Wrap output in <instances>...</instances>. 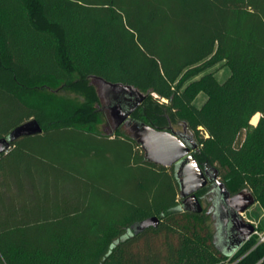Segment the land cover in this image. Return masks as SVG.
<instances>
[{"label": "trees", "instance_id": "trees-1", "mask_svg": "<svg viewBox=\"0 0 264 264\" xmlns=\"http://www.w3.org/2000/svg\"><path fill=\"white\" fill-rule=\"evenodd\" d=\"M221 63L229 78L205 76L195 107L185 84ZM95 77L148 94L134 119L186 125L200 166L264 204V0H0V139L43 128L0 156V264H191L200 238L222 260L264 264L254 236L221 253L213 215L180 209L174 169L120 127L100 131ZM151 217L157 228L133 231Z\"/></svg>", "mask_w": 264, "mask_h": 264}, {"label": "water", "instance_id": "water-1", "mask_svg": "<svg viewBox=\"0 0 264 264\" xmlns=\"http://www.w3.org/2000/svg\"><path fill=\"white\" fill-rule=\"evenodd\" d=\"M92 80L99 81L114 92L116 103L110 108L117 119L116 129L124 125L133 133L131 138L143 150L145 161L174 169L180 188L181 210L194 214L203 213L204 207L197 193L213 183L216 198L210 212H214L213 220L216 229L214 242L221 253L232 257L256 231L255 226L247 222L243 216L256 203L254 195L245 190L231 194L220 180L217 169L208 166L201 167L195 157L199 145L192 136L187 138L173 130H159L134 119L133 113L148 94L140 92L131 85L110 83L96 77ZM42 133L43 128L36 120L22 124L7 137L0 139V156L8 153L12 144L19 139ZM159 224L158 217H151L136 224L133 231L140 233L149 228H157Z\"/></svg>", "mask_w": 264, "mask_h": 264}, {"label": "rangeland", "instance_id": "rangeland-1", "mask_svg": "<svg viewBox=\"0 0 264 264\" xmlns=\"http://www.w3.org/2000/svg\"><path fill=\"white\" fill-rule=\"evenodd\" d=\"M213 76V78L218 83L225 82L230 76V70L225 65V63L218 64L207 71L201 73L200 75L195 76L191 80H189L184 88L191 87L196 93L195 97L193 98V105L197 108H202L208 100L207 94L203 91V87L201 82L204 80L205 76ZM93 84L95 85L96 89L99 92L100 100H101V109L105 114L106 122L100 125L99 129L103 132L104 135L112 136L115 133L117 119L113 115L112 107L116 103V97L114 92L109 88L103 86L99 81L92 80ZM257 120L255 121L254 118L251 121L253 126H256L261 118V115L258 114ZM121 130L124 131L128 136L132 137L133 133L125 128L124 125L120 126ZM175 131L182 132L183 126H176L174 127ZM233 191L234 188H232ZM73 190L71 186L67 187V194ZM212 199L208 198L207 201L203 203V207L210 212L212 208ZM209 202V203H207ZM211 215L214 212H210ZM244 219L255 226L257 234L254 236L256 241H260L261 237H264V204L260 201H257L247 212L243 215ZM215 223V221H214ZM215 227V224H214ZM216 230V229H215ZM188 259L190 260L191 264H235L236 259H220L210 248L208 243L205 242V239L200 238L199 243L193 246Z\"/></svg>", "mask_w": 264, "mask_h": 264}, {"label": "flooded vegetation", "instance_id": "flooded-vegetation-1", "mask_svg": "<svg viewBox=\"0 0 264 264\" xmlns=\"http://www.w3.org/2000/svg\"><path fill=\"white\" fill-rule=\"evenodd\" d=\"M173 131L176 132V133H181L183 136H185L187 138L189 136H192L194 138V140L196 141L194 133L192 131H190L186 125H183V131L182 132L175 131L174 129H173ZM207 187H210V191L208 192L207 197L213 200L212 201V205H213V202H214V200L216 198V192H215L213 183H210Z\"/></svg>", "mask_w": 264, "mask_h": 264}, {"label": "built area", "instance_id": "built-area-1", "mask_svg": "<svg viewBox=\"0 0 264 264\" xmlns=\"http://www.w3.org/2000/svg\"><path fill=\"white\" fill-rule=\"evenodd\" d=\"M256 234H257V231H255V233L253 234V236H255ZM253 236H252V237H253ZM252 237H251V238H252ZM251 238H250V239H251ZM259 243H264V237H261V240L259 241Z\"/></svg>", "mask_w": 264, "mask_h": 264}]
</instances>
